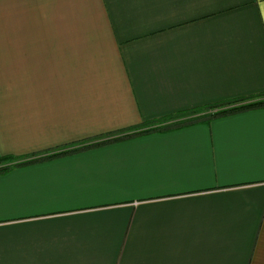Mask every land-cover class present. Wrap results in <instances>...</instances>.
Wrapping results in <instances>:
<instances>
[{
	"label": "crops",
	"instance_id": "obj_1",
	"mask_svg": "<svg viewBox=\"0 0 264 264\" xmlns=\"http://www.w3.org/2000/svg\"><path fill=\"white\" fill-rule=\"evenodd\" d=\"M262 93L264 0H0V156ZM0 264H264V108L1 174Z\"/></svg>",
	"mask_w": 264,
	"mask_h": 264
},
{
	"label": "trees",
	"instance_id": "obj_2",
	"mask_svg": "<svg viewBox=\"0 0 264 264\" xmlns=\"http://www.w3.org/2000/svg\"><path fill=\"white\" fill-rule=\"evenodd\" d=\"M263 108L264 93L255 97L234 99L230 101L209 104L202 107L181 111L175 115L165 117L163 119L144 122L142 124L135 125L132 127L120 129L99 136L90 137L74 143L61 145L59 147L44 151L43 153L48 152V154L42 156L43 158L38 157L39 153L25 156H0V175L6 174L15 167H21L32 162L38 161L40 159L51 157L56 153L85 150L104 143L115 142L128 137L150 134L153 132H164L199 123L209 124L211 121L218 118H222L243 111ZM191 115H193V117H191Z\"/></svg>",
	"mask_w": 264,
	"mask_h": 264
},
{
	"label": "rangeland",
	"instance_id": "obj_3",
	"mask_svg": "<svg viewBox=\"0 0 264 264\" xmlns=\"http://www.w3.org/2000/svg\"><path fill=\"white\" fill-rule=\"evenodd\" d=\"M197 115V114H196ZM191 117H193V115H191Z\"/></svg>",
	"mask_w": 264,
	"mask_h": 264
}]
</instances>
